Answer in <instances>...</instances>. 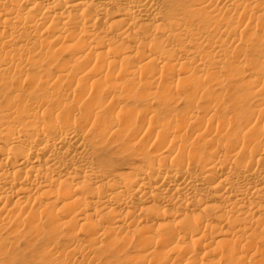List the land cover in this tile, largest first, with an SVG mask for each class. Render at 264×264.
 I'll list each match as a JSON object with an SVG mask.
<instances>
[{
    "label": "bare ground",
    "instance_id": "obj_1",
    "mask_svg": "<svg viewBox=\"0 0 264 264\" xmlns=\"http://www.w3.org/2000/svg\"><path fill=\"white\" fill-rule=\"evenodd\" d=\"M0 264H264V0H0Z\"/></svg>",
    "mask_w": 264,
    "mask_h": 264
},
{
    "label": "rangeland",
    "instance_id": "obj_2",
    "mask_svg": "<svg viewBox=\"0 0 264 264\" xmlns=\"http://www.w3.org/2000/svg\"><path fill=\"white\" fill-rule=\"evenodd\" d=\"M7 106H8L7 103H3V105H2L3 108H5V107H7ZM131 252H132V255H134V256H137V254L139 255V253L134 254V250H133V249L131 250ZM139 256H140V255H139Z\"/></svg>",
    "mask_w": 264,
    "mask_h": 264
}]
</instances>
